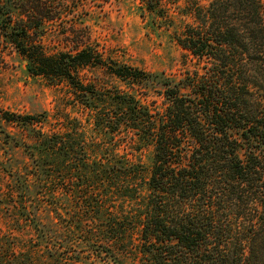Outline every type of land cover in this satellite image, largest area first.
<instances>
[{"label":"trees","instance_id":"16d2710c","mask_svg":"<svg viewBox=\"0 0 264 264\" xmlns=\"http://www.w3.org/2000/svg\"><path fill=\"white\" fill-rule=\"evenodd\" d=\"M51 10L50 0H0V31L31 74L76 86L73 74L94 57L87 50L43 53L38 31ZM147 10H156L152 1ZM232 11L244 28L225 22ZM205 18L202 27L176 37L205 62L203 73L189 70L178 81L140 73L163 88V107L116 93L110 107L96 109V129L113 140L100 159L89 156L77 130L40 131L33 176L59 230L45 229L43 207L23 192V214L37 237L25 246L12 228L20 221H6L0 264H73L93 256L111 264H264L246 235L264 228V4L214 0ZM112 73L128 77L121 68ZM120 147L152 148V166L118 154Z\"/></svg>","mask_w":264,"mask_h":264},{"label":"rangeland","instance_id":"374dc122","mask_svg":"<svg viewBox=\"0 0 264 264\" xmlns=\"http://www.w3.org/2000/svg\"><path fill=\"white\" fill-rule=\"evenodd\" d=\"M151 1L156 8L152 13L147 10ZM213 1L50 0L52 18L38 31L43 53L54 57L87 50L94 57L73 74L78 78L76 86L66 80L31 74L27 61L0 31V228L7 231L4 223L15 218L20 223H14L12 228L22 244L27 246L31 238L37 237L23 214L25 192L32 197V205L43 207L40 218L45 229L59 230L51 201L39 192L33 176V145L40 131L50 135L77 130L84 135L89 156L100 159L113 140L109 133L96 129L95 111L110 107L112 95L131 94L143 104L156 102L163 107V88L153 80H142L140 73L164 75L176 81L189 70L203 73L205 62L184 50L177 38L189 27H202L207 22L204 19ZM236 13H228L231 19L225 22H233L236 18L232 15ZM233 23L245 27L236 20ZM114 68H121L128 77L116 76ZM232 134L241 141V131L234 130ZM257 147L261 155L263 147ZM247 153L245 145L240 156L244 159ZM118 154L148 168L154 162L152 148L139 152L120 147ZM59 197L63 199L64 195ZM9 207L16 210L10 214ZM246 235L255 259L264 258V228L252 232L249 229ZM60 245L65 246L64 240ZM74 261L73 264H111L94 256Z\"/></svg>","mask_w":264,"mask_h":264}]
</instances>
